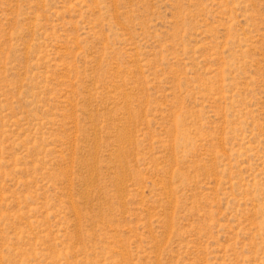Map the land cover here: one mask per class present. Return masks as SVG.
I'll return each mask as SVG.
<instances>
[{"label": "rangeland", "instance_id": "obj_1", "mask_svg": "<svg viewBox=\"0 0 264 264\" xmlns=\"http://www.w3.org/2000/svg\"><path fill=\"white\" fill-rule=\"evenodd\" d=\"M0 264H264V0H0Z\"/></svg>", "mask_w": 264, "mask_h": 264}]
</instances>
